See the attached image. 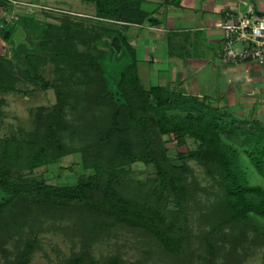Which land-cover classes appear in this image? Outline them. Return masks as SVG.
I'll return each instance as SVG.
<instances>
[{
    "label": "trees",
    "instance_id": "1",
    "mask_svg": "<svg viewBox=\"0 0 264 264\" xmlns=\"http://www.w3.org/2000/svg\"><path fill=\"white\" fill-rule=\"evenodd\" d=\"M146 1L94 0V16L74 19L66 13L59 24L0 15L4 41L15 44L12 36L19 25L25 31V42L11 46L10 56L0 53V91L19 90L16 84L25 82L37 89L52 87L56 99L50 107L35 109L31 130L0 136V253L6 264H29L32 253L41 248L39 234L65 220L73 229L89 232L114 222L140 226L163 249L178 250L183 234L173 229L175 222L185 214L189 199L203 189L187 182L192 173L188 159L216 173L220 189L217 209H211L213 232L202 242L205 264H214L217 247L211 238L222 234L223 227L237 228L239 236L242 230L257 231L249 220L251 215L264 217V187L250 183L245 168L249 165L264 179V123L235 117L162 85H142L126 30L132 24L159 22L143 7ZM0 8L9 10L10 3L0 0ZM113 37L121 50L115 54L118 66L111 67V59L106 60L115 53ZM97 45L109 46L110 54ZM47 63L54 66L51 79L42 73ZM82 99L92 106L86 108L88 117L93 110L101 112L88 118L85 138L77 129L83 141H72L76 131L67 109ZM170 133L178 145L187 135L198 140L195 149L180 153V163L172 161L163 143V135ZM77 152L82 167L92 172L78 175L72 184H49L30 175ZM134 162L151 165L154 176L145 182L132 179L128 166ZM169 200L176 208H168ZM84 237L87 240L81 239L63 264L85 261L90 243ZM10 239H15L12 248L7 246ZM107 264L122 262L113 255Z\"/></svg>",
    "mask_w": 264,
    "mask_h": 264
},
{
    "label": "rangeland",
    "instance_id": "2",
    "mask_svg": "<svg viewBox=\"0 0 264 264\" xmlns=\"http://www.w3.org/2000/svg\"><path fill=\"white\" fill-rule=\"evenodd\" d=\"M7 1L10 3V8L9 10L0 8V15H4L6 19L10 20H19L20 17L26 16L44 23L59 24V19L66 13H69L74 19H81L82 16H94L96 12L94 0ZM143 6L147 10L151 8L148 2ZM103 38L107 39L106 36ZM15 45L17 44L8 43L0 37V53L6 51L10 56L12 54L11 46ZM97 47L107 50V54H110L109 46L97 45ZM115 57V53H113L106 60L111 59V67L118 66ZM53 68V64H45L42 69L43 75L51 79L55 75ZM16 86L20 89L5 93L0 91V99H3V104L0 105L1 137L12 132L23 133L31 130L35 109L38 106L50 107L56 102L55 91L52 87L37 89L25 82H18ZM71 105L67 109V117L74 124L76 131L71 140L80 141L82 138L77 135V129L85 138L86 135L83 132L87 126L91 125L88 118L95 119L98 111H101L100 109L95 112L93 110L88 117L86 108L89 103L87 101L82 99L73 107ZM162 138L163 143L168 147L169 157L175 163L181 162L180 153L185 154L198 145V140L192 135L185 137L183 145H178L174 133L163 135ZM186 163L192 169V173L186 176L187 182L190 184L195 182L203 189L198 190L189 199L185 214L179 216L180 218L178 217L175 222L173 229H180L183 234V240L178 241L181 245L178 250L163 249L160 243L140 226L114 222L111 225L94 226L90 232L89 230L87 232L73 229L69 225V221L65 220L60 227L49 226L39 234L41 248H36L32 253L29 264H63V261L80 247L81 239L87 240L84 235L89 237L90 246L88 257L82 264H107L109 257L113 255H118L122 264H205L207 256L205 255V245L203 246L202 242L204 237H208L207 233L213 232L211 224L213 226L215 219L211 213L214 211L211 209H217L215 195L220 194V189L216 182V173L199 165L193 159L186 160ZM243 163L246 164L245 161ZM128 168L130 177L134 180L145 182L148 177L154 176V169L151 165L134 162ZM245 169L250 183L264 187L263 178L258 176L247 164ZM91 172V170H85L82 167L80 153L77 152L64 156L52 164L39 167L30 175L44 177L49 184L69 185L77 180L78 175ZM199 185L196 186L200 188ZM2 198L3 194L0 192V200ZM168 208H176L172 200H169ZM249 222V225L256 227L257 231L242 230L244 234L239 236L237 228L232 229L226 226L222 228V234H214L212 238L210 237L217 247L214 264H264V217L251 215ZM14 241L15 239H10L7 246L12 248ZM0 264H6L1 253Z\"/></svg>",
    "mask_w": 264,
    "mask_h": 264
},
{
    "label": "crops",
    "instance_id": "3",
    "mask_svg": "<svg viewBox=\"0 0 264 264\" xmlns=\"http://www.w3.org/2000/svg\"><path fill=\"white\" fill-rule=\"evenodd\" d=\"M147 2L159 22L132 24L126 30L142 85H162L234 116L264 120V65L226 62L219 56L226 13L264 12V0Z\"/></svg>",
    "mask_w": 264,
    "mask_h": 264
},
{
    "label": "built area",
    "instance_id": "4",
    "mask_svg": "<svg viewBox=\"0 0 264 264\" xmlns=\"http://www.w3.org/2000/svg\"><path fill=\"white\" fill-rule=\"evenodd\" d=\"M221 28L224 41L219 56L223 61L264 65V12H227Z\"/></svg>",
    "mask_w": 264,
    "mask_h": 264
},
{
    "label": "water",
    "instance_id": "5",
    "mask_svg": "<svg viewBox=\"0 0 264 264\" xmlns=\"http://www.w3.org/2000/svg\"><path fill=\"white\" fill-rule=\"evenodd\" d=\"M12 38L14 40V43L16 44L25 42V31L21 25L17 26ZM111 46L115 49V54L119 53V51L121 50V43L117 37L112 38Z\"/></svg>",
    "mask_w": 264,
    "mask_h": 264
}]
</instances>
